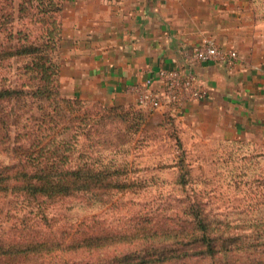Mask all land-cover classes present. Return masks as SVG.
Instances as JSON below:
<instances>
[{
	"label": "rangeland",
	"instance_id": "rangeland-1",
	"mask_svg": "<svg viewBox=\"0 0 264 264\" xmlns=\"http://www.w3.org/2000/svg\"><path fill=\"white\" fill-rule=\"evenodd\" d=\"M20 2L0 0V23L7 18L15 35L22 31L20 37L0 31V71L14 84L35 82L28 76L35 73L26 72L32 66H27L31 58L21 55L9 58L2 47L16 51L25 34L28 39L41 43V37L48 39L52 33L51 48L46 49L60 67L72 47L64 34L65 0L61 2L62 14L44 20H40L39 15L18 13ZM14 8L15 16L4 15ZM70 91L61 87L63 96L75 98L69 95ZM80 100L89 111H99L101 115L95 121L99 120L98 136L90 141L84 137V141L90 149L100 150L93 153L95 159L105 164H125L121 177L127 179L128 187L108 191L110 197L106 203L86 199L81 205L79 202L83 203V199L65 197L53 204L45 217L37 214L41 209L38 204L27 203L24 192L16 190L6 197L2 194L0 236L32 240L46 233L47 238L62 242L68 241L65 239L70 235V228L81 223L92 229L106 228L110 234H120L132 229L141 217H153V222H160L165 231L167 227L179 229L181 234L177 236H180L190 229L194 217L201 214L204 221L209 222L207 225L211 224L214 244L222 251L215 259L203 258L196 256L201 249L195 245L190 247L194 255L177 264H264L263 145L245 139H195L180 122L166 123L160 114L141 108L134 101ZM33 115V123H40V112ZM48 134L47 130L43 131L45 138ZM74 156L73 163L83 160L77 154ZM38 158L39 161L45 159ZM9 160L5 154L0 156L1 163H9ZM173 235L163 234L159 244H169ZM217 238L227 243L217 244Z\"/></svg>",
	"mask_w": 264,
	"mask_h": 264
},
{
	"label": "trees",
	"instance_id": "trees-1",
	"mask_svg": "<svg viewBox=\"0 0 264 264\" xmlns=\"http://www.w3.org/2000/svg\"><path fill=\"white\" fill-rule=\"evenodd\" d=\"M61 2L21 0L17 12L39 15L40 20L53 18L54 14H62ZM4 15L15 16V8ZM4 19L0 31L20 37L22 31L15 35L13 28L10 30L12 24ZM28 38V34L21 38L23 43L16 51L1 44L9 58L16 55L31 58L27 66H32L26 72L35 73L28 75L35 82L14 84L0 71V156L10 157L9 163L0 162V195L6 197L16 190L24 192L27 203L38 204L41 209L37 214L44 217L53 204L69 196L83 199V203L79 202L81 205L86 199L106 203L110 197L108 191H121L129 185L127 179L121 177L125 164H105L95 159L93 153L100 150L90 149L84 141V137L87 141L96 138L99 120L95 121L101 115L99 111H89L82 100L61 94L60 63L48 55L46 49L51 48L52 33L48 39L41 37V43ZM82 111L86 113L80 114ZM39 112L42 119L35 124L33 114ZM156 113L166 123L176 121L170 111ZM44 130L49 132L46 138ZM76 154L83 160L73 163ZM38 157L45 159L39 161ZM153 219L141 217L132 229L120 234H110L106 228L92 229L81 223L70 228V235L65 239L68 241L62 242L47 238L46 233L32 240L0 236V264H177L194 255L190 247L195 245L201 249L196 256L215 259L220 255L222 248L214 244L213 229L203 215L197 214L190 229L180 236H177L181 234L179 229L167 227L165 231L163 225ZM163 234L174 238L169 244L160 245ZM184 242L188 247L183 246ZM218 243L227 241L217 238Z\"/></svg>",
	"mask_w": 264,
	"mask_h": 264
},
{
	"label": "crops",
	"instance_id": "crops-1",
	"mask_svg": "<svg viewBox=\"0 0 264 264\" xmlns=\"http://www.w3.org/2000/svg\"><path fill=\"white\" fill-rule=\"evenodd\" d=\"M61 66L71 97L135 102L132 86L160 68L184 63L212 38L235 47L240 64L201 62L209 95L188 101L176 121L192 137L245 139L264 146V2L262 0H65Z\"/></svg>",
	"mask_w": 264,
	"mask_h": 264
},
{
	"label": "built area",
	"instance_id": "built-area-1",
	"mask_svg": "<svg viewBox=\"0 0 264 264\" xmlns=\"http://www.w3.org/2000/svg\"><path fill=\"white\" fill-rule=\"evenodd\" d=\"M201 62H216L234 68L240 64L235 47H224L208 38L194 45L185 55L184 63L175 68H160L154 76L134 83L135 103L156 112L182 113L188 101H200L209 95V88L200 82L196 66Z\"/></svg>",
	"mask_w": 264,
	"mask_h": 264
}]
</instances>
